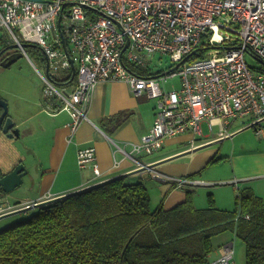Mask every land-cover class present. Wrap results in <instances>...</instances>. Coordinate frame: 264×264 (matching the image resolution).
<instances>
[{
  "label": "built area",
  "instance_id": "2783aa9c",
  "mask_svg": "<svg viewBox=\"0 0 264 264\" xmlns=\"http://www.w3.org/2000/svg\"><path fill=\"white\" fill-rule=\"evenodd\" d=\"M1 29L23 54L25 43L42 50L49 67L48 74L37 69L43 97L57 104L51 114L71 116L73 133L89 120L97 85L124 82L136 97L157 103L154 125L132 153L151 155L167 139L186 133H192L191 148H197L204 122L211 133L220 127L218 140L234 136L229 127L236 120H248L264 136V73L245 58L249 52L264 60V0H0ZM203 48L204 57L189 61ZM157 55L173 64L162 76L140 75L127 67L151 69ZM72 61L75 81L60 84L56 76L73 75ZM176 75L181 88L166 91L165 82ZM128 156L138 167L147 166ZM78 158L87 167L95 160V149L80 150ZM166 179L179 187L204 184ZM16 208L0 200V219ZM234 256L233 243H227L209 264H235Z\"/></svg>",
  "mask_w": 264,
  "mask_h": 264
},
{
  "label": "crops",
  "instance_id": "0c3cea01",
  "mask_svg": "<svg viewBox=\"0 0 264 264\" xmlns=\"http://www.w3.org/2000/svg\"><path fill=\"white\" fill-rule=\"evenodd\" d=\"M56 77L64 79L63 75ZM150 101L153 100L145 95L136 97L124 82H101L93 93L89 120L82 122L75 133L69 127L71 116L65 111L51 114L57 104L46 101L43 93L40 101L32 102L35 111L28 115L21 114V108L15 106L9 116L20 130V137L9 138L0 133V168L5 175L20 163L24 164L28 173L24 177L23 188L31 193L11 196L17 199L15 203L4 195L0 196V200L10 206H24L53 200L121 177H125L127 183H143L149 191L151 207L155 209L161 204L165 210L177 207L187 200L189 191L193 192L194 198L196 188L206 189L213 194L215 204L221 210L232 211L230 207H233L239 190L244 187L253 188L264 200V143L260 144L262 148L255 150L235 144L231 149H223L228 139L232 140L239 134L243 120L231 123L229 131L234 133L232 138L218 140V125L214 126V133L197 137L198 142L202 143L201 148H191L194 136L186 133L167 139L163 147L151 155L132 153L133 145L140 142L154 125L157 103L151 104ZM40 117L56 123L48 147L42 142L46 123ZM204 124L209 129L208 123L204 122L202 127ZM262 126L264 128V122ZM37 127L44 133L42 136L33 133ZM22 138L24 147L17 143ZM261 139L264 140V136ZM90 148L95 149V160L87 167H81L79 151ZM130 154L147 166L138 167L128 156ZM221 164L229 166L230 177L219 178V174L207 173L212 166ZM94 165L98 167L99 174L95 173ZM203 171H206L203 175L207 177V182L199 178ZM166 177L201 181L204 184L179 187ZM227 184L229 187H224ZM213 187L215 189H210ZM154 191L157 195L161 194L156 201L152 195ZM195 200L194 205L198 208ZM207 206L208 198L207 204L201 202L198 209ZM215 238L218 239L216 244ZM215 238L210 263L218 259L222 245L233 243L235 249L234 233L226 232Z\"/></svg>",
  "mask_w": 264,
  "mask_h": 264
},
{
  "label": "trees",
  "instance_id": "16d2710c",
  "mask_svg": "<svg viewBox=\"0 0 264 264\" xmlns=\"http://www.w3.org/2000/svg\"><path fill=\"white\" fill-rule=\"evenodd\" d=\"M127 67L145 76L164 74ZM252 68L264 73V65ZM72 77L55 80L72 84ZM192 195L173 209L161 204L153 210L145 185L121 177L46 203L30 219L0 230V264H209L213 239L226 232L245 243L246 264H264V200L253 188L239 190L232 211L219 209L213 194L207 208L198 209Z\"/></svg>",
  "mask_w": 264,
  "mask_h": 264
},
{
  "label": "rangeland",
  "instance_id": "374dc122",
  "mask_svg": "<svg viewBox=\"0 0 264 264\" xmlns=\"http://www.w3.org/2000/svg\"><path fill=\"white\" fill-rule=\"evenodd\" d=\"M11 37L8 34V32L5 29L0 30V47L3 48L5 45L11 46ZM10 43V44H9ZM26 54H23V57L17 60L10 68H5L0 64V95L9 103L10 110L9 114L13 113L14 107L19 106L21 108V114L28 115L35 111V107L32 105V102L37 101V99L40 101L42 99V87H43V81L42 77L37 71H41L42 73L46 72V57L42 50L39 47H27ZM246 62L249 64V66L257 68L261 66L260 60H257L251 53H246L245 55ZM172 61L169 57L160 55H157L153 60L152 63H150V72L155 73L157 71H166L170 69L172 66ZM181 78L179 76H173L169 77L167 82L164 84V88L166 91H172V90H179L181 88ZM151 104L155 102V100L150 101ZM156 103V102H155ZM44 117V116H43ZM40 119H44L40 117ZM46 127L44 129V133L40 131V128L37 127L36 130L33 131L34 134L38 136H42L44 134V138L42 139V142L45 146H49L52 140L53 135V129L56 123L48 121V118L45 120ZM249 121L245 120L243 121V124L241 125L242 128L238 135H236L235 138L228 139L223 149L227 150L233 147V144L238 146H244L248 150H255L260 149V144L264 143V140L259 137L253 127H249L250 124H248ZM203 136L207 135L208 133H211L206 126V124L203 125ZM237 133V132H236ZM24 138H22V141L18 140V144H21V146L24 147ZM219 146V145H218ZM217 146V149H218ZM29 159V158H28ZM29 161V160H28ZM33 162V161H31ZM34 163V162H33ZM36 164V161H35ZM213 168H210L207 170V173H216L219 174V178H227L230 177V168L226 164H221L218 166H212ZM229 168V169H228ZM206 173V171H203L201 173V176L199 177L200 180L204 179L206 181V176L203 175ZM161 185V184H160ZM213 185V183H212ZM232 185V183H231ZM224 187H229V185H225ZM219 188V186H217ZM215 189V187L210 188ZM206 189L196 188L194 191V198L195 203L197 206L201 207V202L207 204V196L209 194L208 191H205ZM209 190V189H208ZM231 191V190H229ZM19 193L28 195L31 193L30 190L23 188V185H21L19 188L15 189L12 193L4 195L7 199L10 198V201L15 203L16 198H11V196H18ZM212 193V191L210 192ZM5 194V193H4ZM154 201H156L161 194H156L154 191L152 193ZM3 196V195H0ZM9 197V198H8ZM193 198V199H194ZM20 201V200H18ZM234 203V201H233ZM24 205V204H23ZM233 207H230V210H234L236 207V200L235 203L232 205ZM23 208L22 205H18L16 209H12L10 213H14L15 211L21 210ZM198 207V208H199ZM152 209L154 210L155 207L152 206ZM37 209L33 208L30 210H26L23 212H19L16 214H12L7 216H3L0 220V230H4L16 223L26 221L31 218L34 214H37ZM220 240V239H219ZM235 241V264H246V246L245 243L240 238H234ZM215 244L218 242V239H214Z\"/></svg>",
  "mask_w": 264,
  "mask_h": 264
},
{
  "label": "water",
  "instance_id": "95a60500",
  "mask_svg": "<svg viewBox=\"0 0 264 264\" xmlns=\"http://www.w3.org/2000/svg\"><path fill=\"white\" fill-rule=\"evenodd\" d=\"M27 47H36V45L30 44V43L23 44V48L26 49ZM8 49H18L19 50L20 47H19L18 44H12L8 48H5V50H2L0 52V57L4 53V51H6ZM65 49L67 51V45H65ZM22 57H23V53L20 52L17 55H12V56L6 58L3 61L0 60V64L3 67H5V68H10L17 60H19ZM260 62H261L262 65H264V60H260ZM71 63H72V72H73V77H74L75 74H76V68H75V65H74L73 61ZM183 63H185V60L182 61L181 63H179L176 67H174L173 70L177 69ZM46 71H47V74H48L49 73V67L48 66H47V70ZM0 109L3 110V112L0 115V133L1 132L4 133L9 138L20 137V130L18 128H16L13 119L9 116V105H8L7 101L4 100L1 96H0ZM199 148H201V147H199ZM27 173H28V170L26 169L24 164L20 163L19 165H17L13 169L12 172H10L8 174H5L2 177V179L0 180V187H1L2 191H3V193L10 194L15 189H17L21 185H23L24 177L27 175ZM115 179H117V178L110 179L108 181H104V182L99 183L97 185H94L92 187H88V188L83 189L81 191L70 193V194L58 197L56 199H53V200H48V201H44V202L35 203V204L31 205V206H28L27 208H23L21 210L15 211L14 213L23 212V211L30 210V209H33V208H37V207H39L41 205H44L46 203H50V202H53V201H56V200L64 199V198H66L68 196H71L73 194L83 192L85 190H88V189L93 188V187L98 186V185L105 184V183L110 182V181L115 180ZM14 213H12V214H14Z\"/></svg>",
  "mask_w": 264,
  "mask_h": 264
},
{
  "label": "flooded vegetation",
  "instance_id": "af4514ba",
  "mask_svg": "<svg viewBox=\"0 0 264 264\" xmlns=\"http://www.w3.org/2000/svg\"><path fill=\"white\" fill-rule=\"evenodd\" d=\"M2 50H5V48H2L0 50V52ZM18 53H20V51L18 49H8V50L4 51V53L1 55L0 60L3 61L12 55H17Z\"/></svg>",
  "mask_w": 264,
  "mask_h": 264
}]
</instances>
